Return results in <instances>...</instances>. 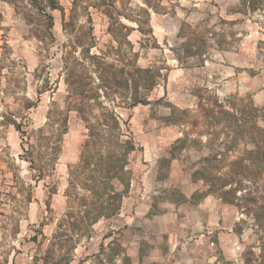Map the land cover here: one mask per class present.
<instances>
[{"label": "rangeland", "instance_id": "374dc122", "mask_svg": "<svg viewBox=\"0 0 264 264\" xmlns=\"http://www.w3.org/2000/svg\"><path fill=\"white\" fill-rule=\"evenodd\" d=\"M35 1L0 0V96L17 83L8 72L16 69L24 96L36 103L29 128L44 124L52 104L63 108L61 55L70 32L87 31L88 17L91 53L120 46L137 66L164 77L149 105L116 109L136 143L129 186L119 212L92 225L87 238H71L67 227L57 231L68 172L86 138L83 122L68 114L55 170L38 182L19 158V133L0 124V264H44L53 243L48 264H158L155 249L173 251L171 235L178 234L173 252L185 253L184 264H264L262 12L244 15L238 0ZM203 195L206 214L192 205ZM159 214L170 219L164 242L156 237L162 224L153 222ZM197 216L205 228L196 234Z\"/></svg>", "mask_w": 264, "mask_h": 264}, {"label": "trees", "instance_id": "16d2710c", "mask_svg": "<svg viewBox=\"0 0 264 264\" xmlns=\"http://www.w3.org/2000/svg\"><path fill=\"white\" fill-rule=\"evenodd\" d=\"M238 2L244 15L262 12L264 16V0ZM31 5H36V1L32 0ZM50 8L55 7L51 5ZM43 17L50 29L51 16L44 11ZM87 25L86 32H70L68 43L64 45L61 55L65 86L63 108L52 104L41 127L29 128L27 113L36 107V103L24 96L26 82L16 69L8 72L18 77L17 83L13 84L14 79L11 89L0 96V124L12 126L19 133L22 152L19 158L28 164L31 179L37 182L49 179L55 170L62 138L68 128V114L75 112L83 122L86 138L80 148L78 163L69 169L66 209L57 225V231L67 227L70 237L77 239L87 238L92 225L119 212L129 186L128 166L136 143L116 109L149 105L152 91L164 77L160 69L137 66V61H133L127 50L120 46L98 51V54L91 53L95 39L89 17ZM138 31L147 37V41L153 39L149 29ZM111 35L114 38L113 33ZM13 88L19 89L23 96L17 97L11 91ZM9 98L11 103L7 101ZM49 191L53 193L55 188L51 187ZM26 199L30 202V193ZM56 236L53 235V239ZM51 248L45 254L49 256L42 259L44 264L53 259L56 244H51ZM66 263L67 259L62 264Z\"/></svg>", "mask_w": 264, "mask_h": 264}, {"label": "crops", "instance_id": "0c3cea01", "mask_svg": "<svg viewBox=\"0 0 264 264\" xmlns=\"http://www.w3.org/2000/svg\"><path fill=\"white\" fill-rule=\"evenodd\" d=\"M197 189H199V188H197ZM197 189H195V191ZM206 199H207V195H203V197H201V199L198 202L192 204L193 206L197 205L194 208L197 210L198 213L203 212V214H206L205 211L206 210H210V207H208V203H207ZM140 208L143 211V208L142 207H140ZM144 208H145L144 211L141 212V214H143V215L148 213V211L150 209V206H146ZM195 209H193V211H195ZM151 216H153V215H151ZM168 220H170L168 217L160 215V214H159V216H155L153 218V222H159L160 224H162L161 225V229L156 232L157 233L156 237H157V239L162 240L163 242L165 241L164 234L166 232H168L169 228H170V226H169V222L170 221L168 222ZM204 221H205V218L204 217L200 218V216H197L194 219L193 223H194V228H196L195 229L196 230L195 231L196 234L199 232L198 230L200 228H202V230H204V228H205L204 227ZM184 226H186V225H184ZM171 236H172V240L173 239L175 240L174 242L177 241L175 244L173 242V251H174V248H176V246H177L176 244H181L178 239H180V237H182V235L178 234L176 237L173 236V235H171ZM169 237L170 236L168 235V237L166 239L167 240V244H169V241H170V244L172 243V241L169 240ZM173 237H175V238H173ZM155 250H156V257H155L156 259H154V260L159 261L158 264H184V261L182 260V258L185 256V253H183V251H179V250L176 251V252H173V251L169 252L168 251L166 253L161 254V253H158V249H155ZM150 263L152 264V260H151Z\"/></svg>", "mask_w": 264, "mask_h": 264}]
</instances>
